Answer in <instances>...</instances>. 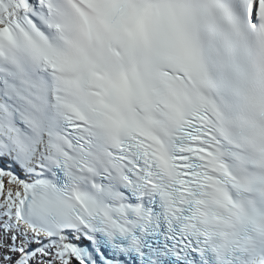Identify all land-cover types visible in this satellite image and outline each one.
<instances>
[{
    "label": "snow or ice",
    "instance_id": "obj_1",
    "mask_svg": "<svg viewBox=\"0 0 264 264\" xmlns=\"http://www.w3.org/2000/svg\"><path fill=\"white\" fill-rule=\"evenodd\" d=\"M0 264H264V0H0Z\"/></svg>",
    "mask_w": 264,
    "mask_h": 264
},
{
    "label": "bare ground",
    "instance_id": "obj_2",
    "mask_svg": "<svg viewBox=\"0 0 264 264\" xmlns=\"http://www.w3.org/2000/svg\"><path fill=\"white\" fill-rule=\"evenodd\" d=\"M7 186V185H6Z\"/></svg>",
    "mask_w": 264,
    "mask_h": 264
}]
</instances>
